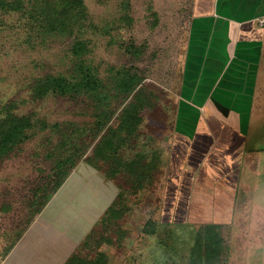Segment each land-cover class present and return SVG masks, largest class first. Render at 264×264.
I'll return each instance as SVG.
<instances>
[{
  "label": "rangeland",
  "instance_id": "1",
  "mask_svg": "<svg viewBox=\"0 0 264 264\" xmlns=\"http://www.w3.org/2000/svg\"><path fill=\"white\" fill-rule=\"evenodd\" d=\"M4 1L21 8H0V120L25 117L30 126L23 140L0 158V264L33 224L44 218L49 227V216L56 217L49 230L60 228L66 234L69 228L60 225H71L67 234L72 229L76 234L64 237L73 245L62 261L45 264L65 262L73 254L95 259L99 253L106 255L107 264H190L195 234L209 224L221 227L229 248L226 264H264V222L259 224L264 220V175L248 180L255 188L249 229L244 222L248 214L241 210L248 197L241 189L233 197L228 185L204 188L195 191L191 205L181 190L177 197L173 190L167 195L165 162L193 0H83L86 15L73 32L45 36L35 0ZM85 73L98 84L96 95L87 90L39 94L49 77L80 83ZM129 76L138 81L126 94L119 82ZM136 101L144 106L138 112L141 122L128 137L117 119ZM111 129H116L113 135ZM105 138L116 145L124 142L115 153ZM156 153L163 159L154 166ZM140 157L151 165L138 181L139 173H129L121 162ZM75 172V195L70 196L66 185ZM247 174L244 169L242 175ZM105 176L111 180L108 186L123 192L118 218L105 213L116 193L106 187ZM93 188L103 205L102 220L90 231L79 230L75 219L86 215L89 201L82 202ZM66 208L73 214H66ZM58 218L63 221L56 226ZM150 220L154 235L145 230Z\"/></svg>",
  "mask_w": 264,
  "mask_h": 264
},
{
  "label": "crops",
  "instance_id": "2",
  "mask_svg": "<svg viewBox=\"0 0 264 264\" xmlns=\"http://www.w3.org/2000/svg\"><path fill=\"white\" fill-rule=\"evenodd\" d=\"M262 19L264 0H193L183 72L175 94L174 130L165 162L167 195L173 190L177 197L181 190L189 203L195 191L204 188L228 185L231 196L241 189L248 197L241 205L242 213L248 214L244 221L248 229L255 189L248 180L264 175ZM244 169L248 174L243 176ZM92 191L96 193L94 188ZM185 205L188 212V203ZM82 216L75 220L87 222ZM55 218L48 217L49 227ZM62 218L54 225H60ZM42 220L23 233L4 264L64 259L67 248L73 245L64 237L76 234L74 229L67 234L73 227L60 225L69 228L61 234L60 228L49 230Z\"/></svg>",
  "mask_w": 264,
  "mask_h": 264
},
{
  "label": "trees",
  "instance_id": "3",
  "mask_svg": "<svg viewBox=\"0 0 264 264\" xmlns=\"http://www.w3.org/2000/svg\"><path fill=\"white\" fill-rule=\"evenodd\" d=\"M35 7L36 9L34 10L36 17L38 18L37 20L44 36L49 33H57L58 35H66L67 33H71L73 32V26L80 24V21L86 15V8L83 0H35ZM0 8H11L16 10L21 8V4H9L4 0H0ZM82 79L83 81L80 83H71L64 77H49L46 79L47 81L44 85L39 86V94L44 96L52 90H55L61 94L87 90L94 92L96 95L99 87L98 84L92 81L91 76L88 73H85ZM137 81L138 78L135 76H129L128 78H124L119 82V87L124 93L130 94L135 90ZM141 107L144 106H139L136 101L133 104L128 105L125 108L123 114L117 119V125L121 130L127 131L128 137L136 134L137 128L141 122V116L138 113ZM28 126H30V121L25 117H14L13 115H7L5 118L0 120V158L8 155L9 152L12 151L14 147L23 140L24 132ZM115 130L113 131L111 129L110 133L113 135L114 132H116ZM105 141L107 144H109V148L115 153L124 142L123 140L119 145H116L111 138H105ZM99 149H101V146H99ZM107 156L108 155H106L105 158H107ZM160 162L161 155L156 153L153 157V165H160ZM121 165L131 174L139 173L140 177H136V179L139 181L141 180V176L144 174V172L150 168L151 163H144L143 158L140 157L139 159H135L131 162L123 161L121 162ZM76 173L77 172L72 175V180L66 185L68 190L65 194L70 196L71 194L75 195V193H72V182L75 181ZM67 174L68 172L65 170L63 177H65ZM93 181L94 183H100L98 180ZM63 182L64 179L58 182V188L63 184ZM105 182L106 187H110L116 192L112 198V203H110V205L106 208L105 213L111 212L114 217L118 218L122 215L119 203L122 200L121 194L123 192L118 186H115L114 184L108 186L111 183L110 178L106 177ZM86 199L89 201L88 210L84 212L86 214L84 217L87 218V222L80 220L78 227L79 230L87 227V230L90 231L102 220V218H99V214L103 209L101 208L103 205L100 203V197L95 193H93V195H87L82 203H84ZM220 228L221 227L218 224H209L200 227V229L196 232L190 247V264H226V256L228 255L229 248L222 232L220 231ZM145 230L149 235H154L157 232L155 229V224L151 220L147 222ZM89 238L90 235L87 237V239ZM59 264H107V257L105 254L99 253L95 259H87L80 258L76 254H73L68 259H66L65 262H59Z\"/></svg>",
  "mask_w": 264,
  "mask_h": 264
},
{
  "label": "built area",
  "instance_id": "4",
  "mask_svg": "<svg viewBox=\"0 0 264 264\" xmlns=\"http://www.w3.org/2000/svg\"><path fill=\"white\" fill-rule=\"evenodd\" d=\"M261 26H264V19H262L260 22ZM1 264H4V262H2Z\"/></svg>",
  "mask_w": 264,
  "mask_h": 264
}]
</instances>
